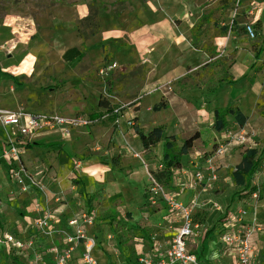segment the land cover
<instances>
[{
  "label": "crops",
  "instance_id": "0c3cea01",
  "mask_svg": "<svg viewBox=\"0 0 264 264\" xmlns=\"http://www.w3.org/2000/svg\"><path fill=\"white\" fill-rule=\"evenodd\" d=\"M210 4L207 5L206 0H87L74 5L62 6L53 13L54 17L60 20L58 28L50 29L46 27V24H38V21L35 18V20L32 19V17L21 18L25 24H28V28H24V30L21 26L22 24L19 26L15 23L8 24L9 37L5 38L3 42L12 41L13 43L11 44H13L12 47L14 49L6 54L8 60H13V62L9 61L8 64H5L8 66L6 70L13 74L15 78H20L21 83L27 84L34 79H37V81L38 79L41 80L42 72L47 68L51 76L46 80L47 82L45 81V85L50 86L51 92L59 90V86L63 82L74 79L76 82L75 86H77L76 92L80 97L83 100L93 98L98 103L97 108L91 111L88 117L102 119L91 127H81L72 130L69 137H65L58 131H43L30 141L26 140V144L33 143L38 146V142H47L48 139L56 137L60 139L59 143H57L60 148H63V139L70 140L73 144L76 160L73 164L68 163L69 171L66 175L60 177L57 174V167L52 162H50L49 166H46L43 165L44 161L40 163L37 160V164L34 163L36 162L35 159L30 161V157L25 155V151L29 148L25 144L24 162L32 169L40 166L48 169V173L45 174L44 178L50 189L47 194L36 188H30L27 192L22 193L17 184L14 183V185L12 183L9 174V181L0 178V236L3 232H11L20 238L33 236L34 230L31 229V224L41 213L39 206L42 209L45 205H48L52 209L57 210L58 214L62 216V220L65 221L67 217L87 209L86 206L94 196H102L104 199L112 196H121L120 192L109 193L104 189H98V185L94 189L89 188L88 178L101 182L104 175L107 177L110 167L121 165L122 160L125 159L122 149L125 144L128 145L133 153L149 151L150 149L147 150L143 147L137 129L149 131L158 126L164 128L167 136L174 135L179 144H182L187 137L194 133L197 132L199 134L198 139L194 140L189 153L183 157L181 168L176 171L173 170L175 174L178 173L177 171L182 173L181 177L178 178L174 174L175 184L172 183V186H169L170 189L178 192L180 200L185 197L186 200L183 199L182 201L188 203L196 194L199 195L202 201L213 199L224 203L229 198V203H226L227 210L223 213L225 217L221 226L223 227L222 230L224 229V222L232 216L236 206L247 202L246 206L252 211V207L249 204V201H251L250 194L236 196V192L240 191L242 187L234 184L230 179L231 186L225 188L222 182L219 181L222 177L221 174L225 170L240 162L242 154H239V160L235 164H232L231 160L233 153L241 147L233 149L223 162H219V180L215 182L216 185L213 184L209 189H205L202 185L195 184V172L204 167L205 158L203 156L212 151L215 143L219 141L216 139L219 138V135L222 137L225 132V130L217 131L214 126L215 111L221 108L217 103V99L210 97L207 99L205 94L202 93V90H205L210 81H215L216 79V69L212 66L216 65L218 60H220L221 52L227 53L231 47L230 44H234V51L231 52V54L233 53L231 57L234 56V52L237 49H245L252 55L261 50V57L259 56L256 62L261 65L260 71L264 75V44L255 50L253 45L250 48H246L241 42L238 43L239 45L236 43L243 36L249 37L244 31V23L246 21H243L244 13L248 12L249 9L246 6L241 8L233 29L230 26L231 15L225 13L223 19L228 20V25L232 30L229 29V34H223L220 30H217L220 22L216 18L221 15L218 10L219 7H213L209 16L205 13L207 9H210ZM212 14L214 16H211ZM86 17H91L93 23L98 26L96 33L91 35L88 33L86 35L78 31L77 28H72L70 31L61 34L62 29L69 23ZM200 18H206L207 21L194 31L193 28ZM259 19L258 16L255 17V21ZM223 24L225 25L226 23L222 22L221 25ZM209 29L214 30V37L211 40L213 45L209 47L208 51L206 43L209 37H206V33ZM58 30L59 32H57ZM17 32L21 35V32H23L26 37L21 38ZM43 34V37L47 36L46 38L51 41H46L43 47L39 46L36 49L34 44L31 45V42L34 41L38 44ZM99 35L101 37V43L98 44L100 45V54L95 57L89 42ZM19 37L21 39H18ZM66 39H68L67 42L65 41ZM109 42H112L117 48L113 49ZM119 46L122 48H119ZM73 47L81 49L82 54L66 59L64 57L65 52ZM115 49L119 50L116 52L117 56L115 55ZM53 52L56 57L52 56ZM0 53L5 54L1 50ZM113 61L118 63L119 67L117 69L128 70L132 65H146L148 68L146 78L138 86L137 92L129 99L122 98L123 103L129 104V106L123 109L118 116L109 113L112 112V107L115 108L120 102H114L110 98L107 100L102 97L101 93L106 88V84L99 79L97 74V69L103 66L105 62ZM39 63H41V66ZM66 65L72 66L73 71L70 73L65 72L63 69ZM0 67L1 70L5 71L3 66ZM66 84L71 85L73 83L69 82ZM82 84L93 86V88L88 89L83 87ZM9 90L11 93L16 92L13 85L10 86ZM106 91L108 92L107 88ZM101 100H103V103H101ZM160 102H164V106L161 109L155 108ZM20 106L24 107L26 111L40 113L32 110L31 106L34 105L28 96L18 95L14 104L10 106H2L0 103V108L3 109L17 110ZM227 106L239 108L247 116L246 125L254 127L250 123L249 116L236 100L231 99L222 108ZM256 108L260 112V108L257 105ZM51 109V111H48L49 113L72 115L75 111L85 110L86 105L75 106L71 103L68 105V102H66V105L58 103ZM117 119H119V124L116 123ZM227 119L229 127L237 128L241 126L233 115L227 116ZM233 119L234 122H231ZM260 127H264V123ZM260 127L254 128L258 130ZM5 132L7 140L0 146L1 159L3 158V147L10 138L17 139L20 142L25 140L22 136H17L14 133L11 135L7 130ZM204 132L213 133V138L208 143L203 139ZM100 144H102L101 147L99 146ZM159 144L163 145V142ZM86 145L90 147L88 148ZM96 153L100 154V156L96 155ZM81 154H86L89 157L87 162L78 159ZM135 158L132 155V159ZM2 165L0 163L1 171ZM10 166L9 161L8 167L10 168ZM144 171L148 175L147 169ZM134 172L139 173L140 170ZM262 179L264 181V178ZM253 183H255L254 180ZM91 185L93 186V183ZM174 185L177 188H174ZM182 186H185V189L181 192L180 187ZM143 195L148 201L147 192H144ZM262 197L264 198V193ZM161 206L167 207L166 203L159 202L152 208L158 209ZM207 208L208 206L201 207L197 212ZM263 208L264 206L262 205L258 212L259 224L262 227V231L258 233L261 238H264ZM168 212L167 207L166 211L158 210L152 214L149 213L152 220H155V223L152 224L155 235L159 236L160 232L167 231L164 232L166 233L164 234V240H159L160 242H165L173 235L172 232H168V225L162 221L164 215H167ZM125 229V227L122 228L124 238H122L123 242L121 244L131 242L133 235L138 234L131 233V231ZM213 232H207L204 236H201L202 239L198 237L190 239V241H195L197 244L205 242L215 234ZM116 238V235L109 233L106 239L103 240L104 248L98 249V252L102 255L101 260L96 256L100 260V264L104 262L103 260H106L104 259L106 256L110 258L112 255H115L117 259H113L114 262L109 259V263L106 261L103 264H122L121 261L123 260H125L123 264H139V258L142 254L137 257L136 261H132L127 257L122 259L120 251L113 246V241ZM135 238L141 239L142 237L139 238L137 235ZM55 242H60V239L56 238ZM37 243L38 250H45L48 248L50 240L41 238ZM216 247L220 248L219 253L222 255L221 260H217V262L213 258H205L204 249L201 252L198 249L195 251L190 249L206 264H215V262L218 264H231L230 262L226 263V259L229 260V258L233 260V264H236L235 254L224 248L220 242V236ZM0 250H5L11 254L9 248L2 244H0ZM151 250L152 247L146 250L145 254L151 253ZM254 250L257 264H261L258 261L260 255L256 249ZM16 256V261L11 264H30L27 256ZM0 264H2L1 259ZM44 264H55L52 254L45 258ZM71 264H79L78 256Z\"/></svg>",
  "mask_w": 264,
  "mask_h": 264
},
{
  "label": "rangeland",
  "instance_id": "374dc122",
  "mask_svg": "<svg viewBox=\"0 0 264 264\" xmlns=\"http://www.w3.org/2000/svg\"><path fill=\"white\" fill-rule=\"evenodd\" d=\"M81 1L87 0H0V50L3 53L5 52V54L0 53V66H3L5 69V71L0 69V103L2 106L13 105L17 96L22 95L24 97L28 96L30 101H32L34 105L31 106L32 110L40 113H49L48 111L52 110L51 107L56 106L58 103L66 105V102H68V105L70 103L75 106L86 105L85 110L75 111L72 113V115L60 113L67 116L81 115L88 117L90 115V112L97 108L98 103H96L93 98H90L89 100L88 98H86V100H83L80 95L76 92L77 86H75L76 82L74 81V79H71V81L69 80L67 82H63L59 86V90L51 92L50 86H48L47 84L45 85V81L51 76L49 74V69H44V71L42 72L41 80L38 79L37 81V79H34L31 82L25 84L21 83L20 78H15L13 74L9 73L6 70L8 69V66L5 65L8 64L9 61L13 62V60H8V56L6 54L14 49L12 47L13 44H11L13 43L12 41L3 42L5 38L9 37L8 24L15 23L18 24V26L22 24L21 26L24 30V28H28V24H25L21 20V18L32 17V19L35 18L38 21V24H46V27H49L50 29L58 28V25H60V20H58V18H55L53 13L59 10L62 6L74 5ZM237 2L238 0H206L207 5L211 3V6L209 7L210 9H207L205 11L206 15L209 16L211 14V10L213 9V7H219L218 10L219 12H221V15L216 18V20L218 19L220 22L219 29L217 30H220L223 34H229L230 30L234 28L235 24L233 26H231L230 24L232 28L231 29L228 25V20L223 19V17L225 13H229V15L232 16L233 9L235 8ZM239 4L241 8H243V6H246L249 9L248 12L244 13L243 21L253 22L257 34L255 38L243 36L238 39L236 43L238 44L239 42H241L245 45L244 47L246 48H250L253 45L255 50H257L260 46H263L264 44V0H241ZM254 7L257 8L254 9L253 13H250V11L253 10ZM211 16L214 15L212 14ZM256 16L260 18L257 21H255ZM86 18L76 19L74 22L69 23L67 26H65L66 28L64 27L62 29L61 34L70 31L72 28H77L78 31L85 34L90 33L93 30V26H95V24L92 23L93 21L91 22L89 18ZM222 22H225L226 24L221 25ZM258 22V26L255 25ZM207 31L208 32L206 33V37H209V40L206 43V49L209 51V47L213 45V42H211V40L214 37V30L209 29ZM57 32H59V30ZM21 33L22 35L17 32V34H19L21 38L26 37L23 32ZM43 36L44 34L41 36V41L39 40L38 44H36L37 42L32 41L31 45L34 44V47H36L37 49L39 46L43 47L46 41H51L46 38L47 36ZM21 38L19 37L18 39ZM65 41L67 42L68 39H66ZM100 43V35L98 37H95L94 39H91V41L89 42V45L91 46L92 52L95 57H98L100 54V45H98ZM109 44L112 45L113 49L117 48L114 46V44H112V42H109ZM230 46L231 47L227 53H224V51L221 52L222 56L220 57V60H218V63L216 65L212 66L214 69H216V79L215 81H210V84L205 87V90H202V93L205 94V97L207 99L209 97L217 99V103L221 107L226 106L231 99H233L234 101L236 100L238 104L242 106L245 113L249 116L250 123L254 127H260L264 123V117L260 115V112L256 108V105L259 101L264 100V75L260 71L261 65L256 62V60L258 59L256 57V54L252 55L245 49H237L234 52V56L231 57V55L233 54H231V52L234 51V44H230ZM100 48L102 50V46ZM119 48L122 47L119 46ZM114 51L115 55L117 56L116 52L119 50L115 49ZM52 56L56 57V54L53 52ZM39 64L41 66V63ZM99 69H97L98 77L104 84H106V88L108 90L107 92L106 88L103 89L101 95L107 100L108 98H110L114 102H120L119 105L115 108H119L121 113L123 109L129 106V104L123 103L122 98L129 99L132 97V95L137 92L138 86L146 78L148 68L146 67V65H132L128 68V70L116 69L106 78L100 75ZM63 70L69 73L73 71L72 66L69 65H66ZM69 82H72L73 84H66ZM11 85L15 87V93L10 92L9 88ZM82 85L83 87H86L88 89L93 88V86H86L85 84ZM115 108L112 107V112L109 114H116L118 116V114L114 112ZM17 110L26 111V109L22 106H20ZM101 119L102 118H95L94 123ZM231 122H234V119ZM94 123L88 126H80L78 128H88L95 125ZM7 130L12 135L13 132L16 131V128L10 126ZM258 130L259 135L253 139V142L257 144L255 147L258 148L259 152H261L264 151V127H260V129ZM5 131L6 130L2 126H0V146L3 145V143L7 140V135ZM70 133L64 136L69 137ZM16 134L18 135V133ZM211 138H213V133L211 134L208 132H204L203 139H205L207 143L211 141ZM221 139L222 137L219 135V138L216 140L218 141ZM59 140V138L52 137L51 139H48L47 142H41V144L38 146L34 145L32 147H29L25 151V155L27 157H30V161H34L35 159V164L38 163L37 160L40 161V163L44 161L43 165L46 166H49L50 162H52L57 167V174H59L60 177H63L69 171L68 163L73 164L76 160V156L74 154L73 144L70 140L63 139V148L58 147L57 143H59ZM216 144L217 142L215 143V145ZM101 145L102 144H100L99 146L101 147ZM82 146L84 147V145ZM86 147L89 148L90 146L86 145ZM246 148H238L236 152L233 153V158L231 160L232 164H235L239 160V154H243ZM122 149L123 153L125 154V159L122 160L121 165H113L112 167H110L107 177H105L104 175V178L101 182H96L95 180L88 178L89 188L91 189H94L96 185H98V189H104L109 193H121V196H112L105 199L102 196H94L90 200V203H88V205L86 206L89 210H95L97 214L96 224L93 227L89 228V234L94 236L97 241L98 247L96 246L94 253L96 256H98L100 260L102 258V255L98 252V249L104 248V245L102 243L103 240L106 239L107 234L109 233L113 234L114 236L116 235L117 238L113 241V246L120 251L122 259L127 257L130 258L132 261H136L138 259V256H140L141 254H145L146 250L151 247L152 250L150 252H153L154 241L164 240V234H166L164 232H160L159 236L155 235V231L152 229V224L155 223V220H152L149 213L152 214L153 212H157L158 210L166 211L167 207L161 206L158 209L152 208L154 206L148 204V201L143 195L144 192H147L150 184L149 177L148 175H146V172L144 170L149 169V171L151 172H158L163 168V145L159 144L158 146L153 147L152 149L146 152L140 151L141 158L136 157L135 159H132V155H134V153L131 152L127 144L123 145ZM208 154L209 153L205 154L203 157L206 158ZM96 155L100 156V154L98 153H96ZM129 157L130 159H128ZM88 158L89 157L86 154H81L78 159L85 160V162H87ZM104 161L105 160H103V162ZM0 163L3 164L2 171L0 170V178L7 179V181H9V160L6 157H3L2 159L0 158ZM44 168L45 167L40 166L35 167L34 169H30L33 170V172L40 173V171ZM179 168H175L174 170L176 171ZM136 170H140V172L135 173L134 171ZM177 172L178 173L176 174L174 173L176 175L175 177H181L182 173L180 171ZM221 176L222 177L219 181L222 182L225 188H229L231 186L229 181L230 179L234 183L230 175V168L225 170L221 174ZM262 178H264V158L261 160L259 169L255 173V177L253 178L255 184L260 190L261 200L258 212L260 207L262 205L264 206V198L262 197L264 193V181ZM174 179L175 178L173 177V184H175ZM176 182L178 181L176 180ZM12 183L14 184V182ZM91 183H93V186L91 185ZM214 185H216V183H214ZM174 186V188H177L176 185ZM181 199L186 200L185 197H182ZM219 203L222 205L223 211L215 209L212 205H208L207 209H200L201 211L197 212V214L195 215V220L202 224V228L200 230L201 236H204L214 227L215 228L213 233L215 234H213L210 238H208L205 242L202 243L197 244L195 243V241L189 242V248L193 249V251L198 249L199 252H201L204 249V257L211 259L213 258L216 262L217 260H221L222 258V255H220L219 253L220 248L216 246L219 242V236H221L223 231V227H221L225 217V214L223 213H225V211L227 210L226 203H229V198L228 200H225L224 203H222L221 201ZM244 204L246 205L248 203L246 202ZM249 204L253 209L252 200L249 201ZM246 209L248 211H251L248 206H246ZM162 221H164L166 225H176L169 222L168 214L164 215ZM215 222L216 224L214 225ZM123 227L126 228L125 230L131 231V233L138 234L133 235L131 242L121 244L123 242L122 238H124V236L122 235L124 233L122 230ZM168 232L172 231L169 230ZM160 234L162 235L160 236ZM137 235L139 238H142L136 239L135 237H137ZM250 241L254 249H256L257 253L260 255V257H258L259 263L261 262V264H264V238H261V235L259 233H255L250 238ZM115 258V255H112L110 258L106 256V258H104L106 260L103 261H108L109 263V259L113 261V259ZM124 261L125 260L121 261V263L123 264ZM216 262L215 264H218ZM227 262L233 264V260L230 258L229 260L226 259V263Z\"/></svg>",
  "mask_w": 264,
  "mask_h": 264
},
{
  "label": "built area",
  "instance_id": "2783aa9c",
  "mask_svg": "<svg viewBox=\"0 0 264 264\" xmlns=\"http://www.w3.org/2000/svg\"><path fill=\"white\" fill-rule=\"evenodd\" d=\"M240 1L238 0L233 9L231 26L235 24L240 14ZM257 7H254L250 13H253ZM244 30L249 37H256L257 33L253 22H245ZM118 67L116 61L108 62L99 69V73L106 78ZM114 112L119 115L120 109L115 108ZM94 120L95 118L81 115L32 113L25 110L0 108V125L6 130L13 126L16 128L13 133L15 135L18 133L17 136H22L25 139L20 142L10 138L3 147L2 155L10 161L11 165L8 172L11 181L17 184L22 193L27 192L30 188H36L47 194L50 186L44 177L48 173V169L37 173L27 166L23 159L26 142L43 131H58L62 135H66L74 128L93 124ZM116 123L119 124V119L116 120ZM258 135L259 130L246 124L226 129L222 139L205 158L204 167L195 172V184L209 189L219 180V162H223L237 147H255L257 144L253 142V139ZM134 156L141 158L139 152H135ZM147 171L150 180L147 190L149 204L155 206L159 202L166 203L169 211L168 220L176 225L167 226L168 230L172 231V237L165 242L155 240L153 252L141 255L139 264H206L189 248L190 239L201 236L202 224L195 220V215L199 208L208 205L223 211L222 205L213 199L202 201L197 194L192 197L190 202L185 203L178 198L176 190L160 183L153 171L151 172L149 169ZM184 189L185 186L180 187L181 192ZM250 196L252 211H248L243 203L238 205L232 216L224 222V229L220 236V242L224 248L235 254L236 264H257L256 253L250 241L255 233L262 231L258 221V208L261 199L257 185L256 190ZM39 211L41 213L31 224V229L34 230L33 236L20 238L11 232H3L0 236V244L9 248L10 253L27 256L30 264H44L45 258L50 254H52L55 264H71L76 256H78L79 264H100L94 253L97 241L94 236L89 234V228L93 227L97 221L95 210H81L67 217L65 221L62 220V216L58 214L57 210L48 205L42 209L39 206ZM41 238L50 240V244L45 250H38L37 242ZM56 238L60 239V242H55Z\"/></svg>",
  "mask_w": 264,
  "mask_h": 264
},
{
  "label": "trees",
  "instance_id": "16d2710c",
  "mask_svg": "<svg viewBox=\"0 0 264 264\" xmlns=\"http://www.w3.org/2000/svg\"><path fill=\"white\" fill-rule=\"evenodd\" d=\"M92 22V18L88 17ZM86 18V19H88ZM206 18H200L199 21L194 26V31L200 28V26L206 22ZM93 23V22H92ZM256 23L255 25H258ZM98 30V26H93V30L89 33L94 34ZM87 35V33H86ZM82 54V50L73 47L68 49L64 57L66 59L70 57H76ZM261 54V50L256 53V57L258 58ZM103 103V100H101ZM164 106V102H160L158 106L155 108H162ZM257 107L260 108V114L264 116V100L259 101ZM233 115L235 120L239 122L242 126L247 122V116L237 107L227 106L218 108L215 111V129L217 131H224L229 127V121L227 116ZM137 133L141 139L143 147L147 150L156 147L159 143L163 142V158H162V170L158 172H154L156 178L160 183L166 186H172L175 168H179L182 166L183 157L187 155L193 146V142L195 139L199 137V134L196 132L193 135L187 137L182 144H179L174 135L167 136L164 132V128L162 126L155 127L149 131L137 129ZM40 145L41 143H37ZM35 144L27 143V147H32ZM264 158V151L259 152L258 148H247L242 154V158L240 162H238L235 166L230 168V175L234 181V183L242 189L236 192V196H242L246 194H250L256 190V185L253 183V178L255 177V173L258 171L261 160ZM244 191V192H243ZM149 204V203H148ZM214 231V229H211ZM209 233V232H208ZM11 253H7L5 250H0V259L2 264H11L16 261V255Z\"/></svg>",
  "mask_w": 264,
  "mask_h": 264
}]
</instances>
